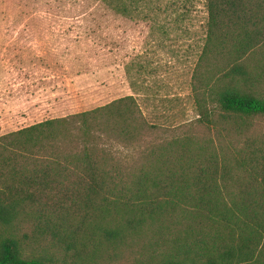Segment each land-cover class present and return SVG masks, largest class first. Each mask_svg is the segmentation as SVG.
Listing matches in <instances>:
<instances>
[{
	"label": "trees",
	"instance_id": "16d2710c",
	"mask_svg": "<svg viewBox=\"0 0 264 264\" xmlns=\"http://www.w3.org/2000/svg\"><path fill=\"white\" fill-rule=\"evenodd\" d=\"M100 1L131 20L148 19L154 3ZM205 8L199 120L239 130L264 116V0ZM149 129L128 96L1 136L0 264H96L132 250L139 264H264V152L236 158L237 175L189 140L161 145L132 171L114 165L104 138L133 145Z\"/></svg>",
	"mask_w": 264,
	"mask_h": 264
},
{
	"label": "rangeland",
	"instance_id": "374dc122",
	"mask_svg": "<svg viewBox=\"0 0 264 264\" xmlns=\"http://www.w3.org/2000/svg\"><path fill=\"white\" fill-rule=\"evenodd\" d=\"M146 13L131 20L100 0H0V137L132 96L149 133L133 145L104 138L114 165L132 171L161 145L189 140L192 149L226 157L239 174L236 158L264 152V116L239 130L199 120L194 75L205 0H154ZM210 101L204 105L213 111ZM213 233L205 231L210 242ZM138 252L96 264H139Z\"/></svg>",
	"mask_w": 264,
	"mask_h": 264
}]
</instances>
